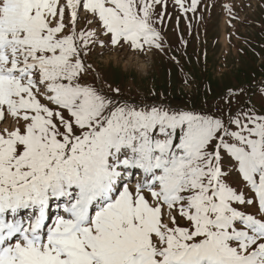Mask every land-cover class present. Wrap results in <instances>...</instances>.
I'll return each instance as SVG.
<instances>
[{
	"label": "snow or ice",
	"instance_id": "obj_1",
	"mask_svg": "<svg viewBox=\"0 0 264 264\" xmlns=\"http://www.w3.org/2000/svg\"><path fill=\"white\" fill-rule=\"evenodd\" d=\"M166 9L0 0V264H264V112L86 79L95 47L163 51Z\"/></svg>",
	"mask_w": 264,
	"mask_h": 264
},
{
	"label": "rangeland",
	"instance_id": "obj_2",
	"mask_svg": "<svg viewBox=\"0 0 264 264\" xmlns=\"http://www.w3.org/2000/svg\"><path fill=\"white\" fill-rule=\"evenodd\" d=\"M157 27L163 51L108 43L93 48L88 82L103 77L110 95L119 88V98L138 104L205 114L229 107L264 112V0H202L198 13L187 18L167 0Z\"/></svg>",
	"mask_w": 264,
	"mask_h": 264
},
{
	"label": "bare ground",
	"instance_id": "obj_3",
	"mask_svg": "<svg viewBox=\"0 0 264 264\" xmlns=\"http://www.w3.org/2000/svg\"><path fill=\"white\" fill-rule=\"evenodd\" d=\"M224 26V25H223ZM230 59V58H229Z\"/></svg>",
	"mask_w": 264,
	"mask_h": 264
}]
</instances>
